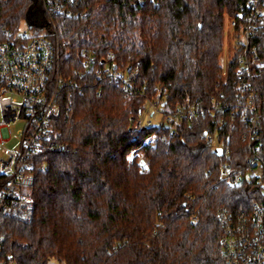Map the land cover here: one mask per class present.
I'll use <instances>...</instances> for the list:
<instances>
[{"label": "trees", "instance_id": "obj_1", "mask_svg": "<svg viewBox=\"0 0 264 264\" xmlns=\"http://www.w3.org/2000/svg\"><path fill=\"white\" fill-rule=\"evenodd\" d=\"M250 1L83 0L82 15L55 17L50 36L66 80L57 134L77 150L43 158L31 222L0 217L11 264H228L218 211L247 208L253 191L222 182V158L204 134L223 119L226 130L232 122L231 156L250 154L240 115L209 109L213 98L226 106L246 99L237 88V57L226 72L220 58L226 17L241 28ZM32 3L0 0V42L19 33ZM259 3L264 11V0ZM254 44L253 82L264 102V27ZM85 54L97 65L139 64L145 92L127 95L98 79L83 66ZM162 87L169 89L166 110L194 104L202 112L173 132L157 130L149 147L144 141L156 129L135 122ZM260 140L264 157V128ZM135 150L142 155L130 156ZM5 180L0 172V191Z\"/></svg>", "mask_w": 264, "mask_h": 264}, {"label": "built area", "instance_id": "obj_2", "mask_svg": "<svg viewBox=\"0 0 264 264\" xmlns=\"http://www.w3.org/2000/svg\"><path fill=\"white\" fill-rule=\"evenodd\" d=\"M259 2L250 1L251 12L234 44L238 61L237 88L246 99L226 106L213 98L209 107L210 112L233 109L232 117L235 113L240 115L249 127L245 139L250 154L246 159L241 155L231 156L232 122L226 130L223 119L213 129H205L204 134L215 152L217 149L222 151L219 155L222 158L219 166L222 182L233 187L246 185L253 191L247 208L233 210L226 206L218 211V219L223 225L222 249L228 264H264V157L260 152L264 102L258 100L253 82V66L258 53L254 38L264 27V11L259 10ZM82 3L83 0H33L35 13H39L40 18L33 14L29 25L31 32L20 30L10 40L0 42V172L6 176L0 191V217L31 222L35 213L31 191L35 185V171L46 169L43 158L52 153L77 150L57 134V124L66 106L63 100L66 80L57 66V49L50 34L57 32L56 16H80ZM83 66L87 72L93 67L98 79L119 84L127 95L145 92L138 84L139 64L127 70L116 62L97 65L94 58L85 54ZM168 98L169 89L160 88L147 107L151 117L146 121L141 117L136 120V128L156 129L145 139L146 146L156 145L157 130L173 132L184 124H191L202 112L194 104H178L174 109L166 110ZM157 114L161 116L159 120H156ZM21 119L26 121V127L21 132L20 146L9 148L6 145L12 137L11 125ZM135 155L141 156L142 152L135 150L131 156ZM192 219L197 222L195 216ZM0 264H11L1 230Z\"/></svg>", "mask_w": 264, "mask_h": 264}, {"label": "rangeland", "instance_id": "obj_3", "mask_svg": "<svg viewBox=\"0 0 264 264\" xmlns=\"http://www.w3.org/2000/svg\"><path fill=\"white\" fill-rule=\"evenodd\" d=\"M38 12V11H37ZM35 18H40V14L39 13H35ZM235 23L229 18L226 17L225 20V38H224V52L222 57L220 58V63L221 66L224 68V72H226V67L228 62L232 59V57L235 55V46L234 44L236 43V39L240 38V34H241V28L236 29L234 27ZM21 31H26V32H31V30L29 29V20L28 17L25 18V20L23 21L22 25H21ZM139 82V80H138ZM152 99H149L147 101V103L145 104V107L142 111L141 114V118L146 121L148 120L151 116V113L147 114V107H149V102L152 101ZM161 118V116L159 114H157L156 116V120H159ZM2 119L1 116V112H0V120ZM154 121V119H153ZM135 126H136V122H135ZM26 127V121L25 120H19L16 123H13L11 125V129H12V137L11 140L8 141L7 143V147L9 148H13V149H18L20 146V140H21V136L23 130ZM131 156V155H130ZM49 264H64L61 263L60 261L56 260V259H52L49 261Z\"/></svg>", "mask_w": 264, "mask_h": 264}, {"label": "water", "instance_id": "obj_4", "mask_svg": "<svg viewBox=\"0 0 264 264\" xmlns=\"http://www.w3.org/2000/svg\"><path fill=\"white\" fill-rule=\"evenodd\" d=\"M35 11H36L35 6H34V5H31L30 8H29V10H28L27 16H26V17H28L29 25H30V26H31V24H32V16H33V14L35 13ZM216 153H217L218 155H220V154L222 153L221 149H217V150H216Z\"/></svg>", "mask_w": 264, "mask_h": 264}]
</instances>
